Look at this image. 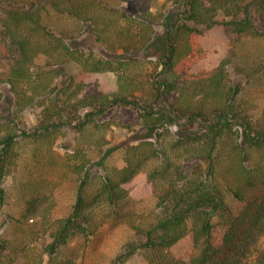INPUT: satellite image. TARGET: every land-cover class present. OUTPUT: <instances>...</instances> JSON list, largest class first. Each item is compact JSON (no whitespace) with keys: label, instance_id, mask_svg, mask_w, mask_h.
Instances as JSON below:
<instances>
[{"label":"trees","instance_id":"16d2710c","mask_svg":"<svg viewBox=\"0 0 264 264\" xmlns=\"http://www.w3.org/2000/svg\"><path fill=\"white\" fill-rule=\"evenodd\" d=\"M172 1L181 9L179 13L185 22L168 20L166 35L160 36L148 30L145 15L141 18L135 10L128 14L107 0H0V86L9 85V91L15 94L9 100L18 108L15 115L27 106L41 108L35 138L51 136L66 125L79 131L98 125L99 118L120 104L133 105L139 119L150 130L176 124L180 118H188L193 125L196 120H203L201 131L179 136L169 146V151H199L202 160L193 169L174 162L170 152H160L156 142L166 138L162 132L155 138L156 142L135 147L143 148L146 158L161 163V168H156L152 175L164 178V188L153 217L139 224L133 222V228L141 236L140 242L128 243L114 264H128L137 255H142L148 264H241L238 258L234 260L236 254L233 255L237 240L248 239L257 231L264 234V122L254 125L244 118L240 120L232 104H223L213 111L217 119L212 121L206 117V102L225 87L227 66L234 62V46L245 37H264V28L257 26L253 15L264 12V0ZM55 16L87 25L97 41L107 45L111 51L109 57H98L94 50L82 49L77 38H67V32L56 31L50 23ZM185 34L209 35L229 45L231 52L225 58L209 61L191 47L183 50L181 40ZM121 37L138 39L148 57L160 48L163 70L145 95L144 103L128 95L136 86L145 84L123 67L120 58L126 59L129 49L126 46V54H119L115 43ZM41 54L51 62L48 68L36 71L35 62ZM67 64H76L86 74L96 77V87L90 95L82 96L86 87L83 81L71 78L68 82H57ZM103 75L107 76L106 80L102 79ZM194 76L197 87L191 89L186 84ZM189 92L200 94L201 104ZM174 94L177 98L172 102ZM3 97L0 91V101ZM228 118L236 119V125L241 126L237 133H230L234 124ZM18 137L14 121L0 123V184L18 167ZM225 159L228 162L225 170L236 176V186L229 185L228 189L244 202L238 214L226 202L218 178L220 164ZM104 171L101 193L96 197L89 194V181L94 178L91 172L80 173L82 182L73 210L65 220L59 221L53 235L58 245L67 244L78 234H92V209L100 202L107 208L121 209L131 196L137 175L133 162L126 163L119 175ZM6 198V189L1 188L2 204ZM216 222L224 228L220 244L214 236ZM1 232L2 228L0 242L4 243ZM182 240L190 241L196 250L189 261L172 254V247ZM18 249L13 247L6 256L14 258ZM49 252L54 253L51 249ZM254 264H264V251L258 254Z\"/></svg>","mask_w":264,"mask_h":264},{"label":"rangeland","instance_id":"374dc122","mask_svg":"<svg viewBox=\"0 0 264 264\" xmlns=\"http://www.w3.org/2000/svg\"><path fill=\"white\" fill-rule=\"evenodd\" d=\"M123 12L145 15L146 27L152 35H166L168 20L171 23H184L183 15L172 0H107ZM139 13V14H138ZM254 19L260 29L264 28V12L254 13ZM56 31L67 32V38H77L82 49H92L98 57H109L111 51L107 45L97 41L87 25L71 18L55 16L50 22ZM151 24L152 26H149ZM183 50L191 47L196 53L211 61L215 58H225L230 54V46L221 44L209 35L182 36ZM119 54H126V59L120 58L127 73L137 77L143 87L136 86L129 91L130 98H138L145 102V95L150 92L153 82L158 81L157 75L163 70L162 59L158 52L148 57L143 43L138 39L121 37L116 40ZM234 62L227 66L228 78L226 85L217 97H210L206 102L207 118L217 119L213 111L225 104H232L235 114L252 122L254 125L264 122V37H245L234 46ZM160 57V61H159ZM51 60L46 55H39L35 62V70L48 68ZM66 82L74 78L83 81L86 86L82 96L90 95L96 87V77L86 74L76 64H67L61 74ZM116 78V77H114ZM162 78V77H159ZM103 80L107 79L103 75ZM146 82H151L147 84ZM196 89L197 78L194 76L186 84ZM9 85L0 86L3 99L0 101V123L14 121L19 131L16 153L18 167L0 189H6V202L0 201V264H114L116 257L124 251L130 242H140L141 236L133 228V222L142 223L156 213L159 196L164 188V178L152 175L161 163L154 158L144 156L143 148L135 149L140 143L156 142L159 133L166 138L157 141L160 152H170L174 162H179L185 169H193L202 157L199 151L170 150L169 146L179 136L201 131L203 120L193 121L180 118L176 124L168 123L159 129L150 130L139 119L138 111L133 105H115L98 120V125L89 126L79 131L74 126H62L51 136H40L38 133L41 118L39 106H27L18 115L17 107L12 106L10 98L15 94L9 91ZM135 97H133V95ZM198 105L203 97L196 92ZM170 101H175L174 94ZM229 102V103H228ZM165 105L164 103H161ZM224 104V105H223ZM169 105V104H168ZM167 105V106H168ZM166 108V106H165ZM233 132L237 133L241 126L236 125V119L228 118ZM243 121V120H242ZM144 158H143V157ZM140 157L142 162L140 161ZM225 161L220 164L218 178L224 187L226 202L238 214L244 207V202L235 197L228 189L229 185L236 186V176L226 171ZM128 162L135 164L137 175L132 194L121 209L107 208L100 202L92 209V234H78L65 245H58L54 233L60 220H65L72 212L82 180L80 173L91 172L94 178L89 181L90 196L96 197L101 193L104 170L115 174L121 173ZM98 176V177H97ZM117 210V211H116ZM215 241L220 244L224 236V228L215 223ZM18 246L14 258L9 259L7 253ZM49 249L54 253H50ZM172 254L179 260L189 261L195 249L190 241H180L171 249ZM264 251V234L256 232L248 239L239 238L234 246L233 255L241 264H254L258 254ZM128 264H148L142 255L131 258Z\"/></svg>","mask_w":264,"mask_h":264}]
</instances>
